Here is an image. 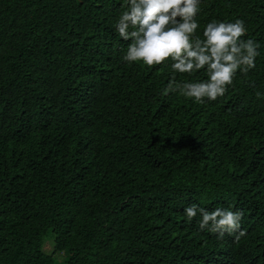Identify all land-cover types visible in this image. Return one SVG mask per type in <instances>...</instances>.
I'll use <instances>...</instances> for the list:
<instances>
[{"label":"trees","instance_id":"obj_1","mask_svg":"<svg viewBox=\"0 0 264 264\" xmlns=\"http://www.w3.org/2000/svg\"><path fill=\"white\" fill-rule=\"evenodd\" d=\"M123 5L0 0V264H264V0H201L198 34L239 19L260 44L203 104L163 92L206 70L122 59ZM193 204L241 210L244 235Z\"/></svg>","mask_w":264,"mask_h":264},{"label":"clouds","instance_id":"obj_2","mask_svg":"<svg viewBox=\"0 0 264 264\" xmlns=\"http://www.w3.org/2000/svg\"><path fill=\"white\" fill-rule=\"evenodd\" d=\"M201 0H124L114 28L119 37L130 41L125 62H140L145 66H170L173 73L192 75L206 70L207 79L200 82H180L175 76L163 94L179 93L184 98L203 104L222 97L233 85L237 72L247 75L256 67L260 44L244 39L247 27L242 20L211 21L198 34L196 19ZM257 98L262 93L256 92ZM189 220L198 214L200 230L224 234L238 233L243 212L217 207L209 212L193 204L185 209Z\"/></svg>","mask_w":264,"mask_h":264},{"label":"rangeland","instance_id":"obj_3","mask_svg":"<svg viewBox=\"0 0 264 264\" xmlns=\"http://www.w3.org/2000/svg\"><path fill=\"white\" fill-rule=\"evenodd\" d=\"M54 242H53V235H49L47 238L45 244H44V252L46 254H51L53 251ZM56 258H59V255H55Z\"/></svg>","mask_w":264,"mask_h":264}]
</instances>
